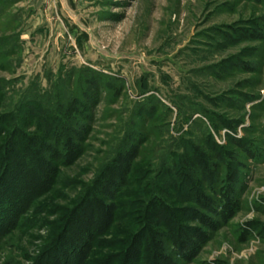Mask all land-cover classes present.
Instances as JSON below:
<instances>
[{
  "label": "rangeland",
  "instance_id": "1",
  "mask_svg": "<svg viewBox=\"0 0 264 264\" xmlns=\"http://www.w3.org/2000/svg\"><path fill=\"white\" fill-rule=\"evenodd\" d=\"M6 220L0 264H264V0H0Z\"/></svg>",
  "mask_w": 264,
  "mask_h": 264
},
{
  "label": "trees",
  "instance_id": "2",
  "mask_svg": "<svg viewBox=\"0 0 264 264\" xmlns=\"http://www.w3.org/2000/svg\"><path fill=\"white\" fill-rule=\"evenodd\" d=\"M71 111L70 109L65 111V114H69ZM237 145L244 148V145L237 141ZM139 153V144L137 142L130 143L127 145V148L122 152L121 160L110 170L111 173V181L115 184L123 183L125 180L128 179V175L131 172V168L133 165L134 160L138 156ZM232 175L229 176L231 178ZM8 220L4 221V223H0V230L1 225L5 226V223Z\"/></svg>",
  "mask_w": 264,
  "mask_h": 264
}]
</instances>
